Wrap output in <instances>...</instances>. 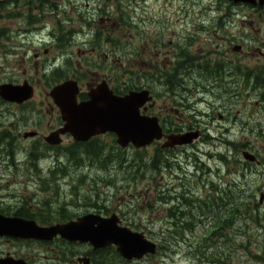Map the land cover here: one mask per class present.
Instances as JSON below:
<instances>
[{
  "label": "rangeland",
  "instance_id": "374dc122",
  "mask_svg": "<svg viewBox=\"0 0 264 264\" xmlns=\"http://www.w3.org/2000/svg\"><path fill=\"white\" fill-rule=\"evenodd\" d=\"M72 1L75 6L63 9L67 13L65 15L62 11L60 18L63 23H57L60 19L58 17L45 19L44 22L49 24L46 27L38 24L31 27L28 33L30 38L21 35V29L25 27L19 23H0V30H8L5 32L6 37H0V86L23 84L28 80L35 88V96L26 106L3 103L0 99V133L3 135L0 139L4 138V141L0 142V196L4 202L3 207H18L19 204L15 202L19 203L23 194L27 197L31 195L32 198L34 194L40 193L38 182L33 183L30 176L26 175L28 170L25 165L21 166L29 161V153L34 147L37 154L41 152L40 162L45 171L46 167L51 166L50 163L57 159L55 154L41 149L39 142L43 143L44 137L48 136L47 128L52 119L53 103L48 96L52 90L51 84L59 82L64 74L53 75L52 78L57 81L47 84L43 70L31 60L33 50H38L43 55L46 49H56L57 52H52L50 56L57 57L62 53L71 61L72 69L69 72L77 73L80 71L78 61H81L84 53L88 55L93 47L92 43H96L104 49V53L114 52L115 71L118 74V68L123 69V65L131 60L129 62L137 79L136 76H141L145 71H154L144 65L146 61L154 66L155 64L150 62L153 57L164 64L168 60L173 62L178 43L180 48L186 45L190 56L197 57V67L206 61H209L211 66L225 64L228 57L234 63L233 66L256 68V75H259L261 83L254 88L251 80H247V84H241L238 80L236 84V79L229 77L221 80L219 89L214 90L212 94L195 84L189 86L199 89L188 102L191 107L185 112V117L195 120L194 124H201V130L209 133L211 137L184 148L183 153L180 152L177 157L167 155L170 157V168L163 170L159 177L168 179L173 173L175 179L170 184H175L174 187L180 188V192L183 191L181 184L186 183L191 190L193 207L199 201H205L203 211L187 208L186 213L192 214L194 223L191 229L185 232L177 229L178 235L168 234L173 230L175 232V229H166L168 222H165V219L172 218L165 209L170 210L171 206H165L162 210L160 201L152 200V197L144 199L142 195L134 201L133 206H128V209H134V213L143 218L140 225H143L144 229L140 231L145 232L153 242L166 247L162 255L154 260L158 264H205L199 262L196 257V246L200 243H208L210 247L207 253L210 261L206 264H264V9L243 4L233 5L221 0H120L121 6L129 11L132 21H129L127 26L116 24V27L112 28L100 23L97 16L89 17L90 23L87 22L88 11L91 15L99 4L90 0V7L86 8V0ZM129 1L133 3L130 4ZM114 12L111 8V13ZM220 18L228 19L230 24L226 22L227 26L221 27ZM60 28L61 34L65 35L61 43L66 45L61 49H57L53 37L45 36L44 40L39 36L34 38L38 30L43 29L44 35H50ZM203 28L205 32H202ZM97 31L104 32L96 40ZM106 31L111 32L110 43L106 40ZM32 39L34 41H31ZM225 39L232 40L230 45ZM146 40L148 45L157 48L152 50L151 57L148 54L146 57L142 55V46ZM236 46H243L241 52L235 51ZM156 54L161 56L155 58ZM51 73L52 71L48 72V76ZM197 73L198 69L191 76L193 83L205 82ZM252 75L250 74L251 77ZM226 81H230V84H227L232 89L225 90ZM252 81L254 82V79ZM140 82L143 81L140 79ZM148 85L153 88L156 86L157 92L162 94L160 85L152 82ZM234 93L240 96L231 104L228 100ZM229 103L231 105H228ZM159 105L162 108L166 105L172 107L164 101H160ZM220 116L227 119L226 122L220 119ZM12 124L18 125L17 128L13 126L11 129ZM35 129L40 133L39 142L24 140V135L37 131ZM100 141L107 147L113 143L110 138ZM65 143L68 144V139ZM110 150L107 154L111 155L112 161L120 162L117 158L121 155L122 159L127 158L130 163H141V158L145 162L150 161L157 153L156 148L144 150L139 155L136 150L121 153L116 145L115 149ZM242 151L253 153L261 165L247 164ZM222 157H227L226 161L222 160ZM61 160H68L66 154H61ZM7 162H18L20 169H13L14 166ZM171 168L173 171L169 170ZM116 169L117 174L123 171L121 168ZM149 186L150 183L146 181L131 184L120 177L113 186L117 193L116 205L122 197L130 200L134 199L131 194L147 192ZM112 193L115 194L114 191ZM36 203L37 201H32L29 204ZM136 209L138 211H135ZM229 216L233 217L232 222L224 229V221ZM217 228L223 229L220 235H215ZM163 242L169 244L165 245ZM30 249L25 244L6 241L0 243V252L5 254L8 251L24 253ZM219 253H222V256H219ZM35 254L39 255V264L51 263L46 258L48 253ZM216 256L217 258H214Z\"/></svg>",
  "mask_w": 264,
  "mask_h": 264
},
{
  "label": "flooded vegetation",
  "instance_id": "af4514ba",
  "mask_svg": "<svg viewBox=\"0 0 264 264\" xmlns=\"http://www.w3.org/2000/svg\"><path fill=\"white\" fill-rule=\"evenodd\" d=\"M91 1L95 4H99V6L90 13L91 15H89L88 11L87 18L85 17L88 23H90L89 17L94 18V16L98 17L100 23L112 28H115L116 24L119 26H127L129 21H132L129 11H126L125 7L121 6L120 0ZM146 1L147 0H145V2ZM187 1L188 0H186V2ZM89 2L90 0H86V8L90 7ZM74 3L75 2L72 0H0V23H19L25 27V29H21V31L23 30L21 35L27 38L31 27L37 24L46 27L49 23L46 24V22H44L45 19L54 17L60 18L62 16V11L64 12V15L67 14L63 9L67 10L68 6L74 7ZM129 3L132 4L133 1H129ZM136 4L139 5V3ZM233 5L237 4L233 3ZM143 6L145 8L146 5L143 3ZM247 6L250 7V5ZM111 8L115 10L113 14L111 13ZM79 18L83 19V17ZM220 19L221 27L227 26V23L230 24V22H227L228 19ZM61 22L63 23L62 19H58L57 23L61 24ZM38 31L39 32L34 34V38L39 36L44 40L45 36L53 37L54 41H56L55 44L57 49L66 46L63 44L64 42L61 43V41L65 39V35L61 34V28L50 35H44L45 33L43 32L45 31H43V29ZM5 32H8V30L1 29L0 37H6ZM103 32H96V40L101 37ZM202 32H205L204 28ZM106 36L107 42L110 43L111 32L106 31ZM28 38H30V36ZM188 38L190 39V36H188ZM225 40H227L228 44L232 41L228 39ZM31 41H34V39ZM95 44L96 43H92L93 47L90 52L87 53L88 55L84 53L82 55L84 57L81 58V61H78V70L80 71L77 73L69 72V70L72 69L70 67L71 61L64 57L62 53L57 55V57L50 56L52 52H57L54 48V50L46 49L43 55H41L38 50H33L31 60L38 68L43 70L44 78L47 79V84L49 82L57 81V79L52 78L53 75L58 73L64 74V77L60 79L59 82H56L54 85L51 84L52 88L53 86L67 80H75L79 87V104L89 101L90 93L98 90L99 87L108 89L118 97H125L133 92L148 91L153 100L148 102L141 109V115L147 118H156L165 137L194 132H199L201 134L200 141L211 137L209 133L206 134V132L201 130V124H198L197 122L194 124L195 120L185 117V112L190 110L191 107L188 102L191 98H194L193 96L199 89L195 87L189 88L191 84L203 88V91L205 92H211L210 94H212L214 90L219 89L218 84L221 80L224 81L229 77L236 79V84L238 83V80L241 84H247V80H251L254 88L257 87L256 82L252 81L253 77L250 76V74L256 75V68L233 66L232 64L234 63L228 57L226 58L228 62L225 64L211 66L209 61H206L200 63L197 67V57L190 56L189 52L186 50V45H183L180 48L178 43H176L177 48L175 49H178L179 52H174L176 54L174 61H177V63L173 64L174 61L171 62L168 60L166 62L164 61L166 63L164 64L161 63V61L158 62L156 59H153V57L150 62L155 64L154 66L146 61L144 65L154 71H145L141 76H136V79L134 77L133 69L131 68V62H129L131 60L128 61L129 64L125 63L123 65V69L122 67L118 68L120 70V74H118L115 71L116 61L114 52L106 51L104 53V49H102L99 44ZM242 47L236 46L234 49L235 51H240ZM155 48L156 46L152 47L150 44L148 45V41L146 40L142 46V55L146 57V54H148V56L151 57L152 50ZM219 50L220 47H218V51ZM58 56H61V58L59 59ZM159 56H161V54H156L155 58ZM50 58L53 61H51ZM81 62H83V64ZM196 69H198L197 75L204 78L205 82L193 83V77L191 76ZM51 71L52 73L48 76L47 73ZM140 79L143 82H140ZM147 81L149 83L152 82L153 84L160 85L162 88V94L157 92L156 86L153 88L148 85L149 83ZM227 83L230 84V81H226L225 90L232 89ZM25 84L34 88L28 80H25L23 84L11 83L7 85L24 86ZM236 88H238V86ZM48 96L51 99L50 95ZM239 96L240 94L234 93L228 101L233 104L232 102H234ZM51 101L53 103V114L51 123L47 128L48 136L44 137V142H39L41 137L37 129H35L37 131L26 133L23 138L24 140H34L39 142L41 149H44L45 152L55 154L57 159L53 163H50L51 166L46 167L47 171H45L41 166V162L31 160L32 156L37 154L34 147L29 153V161L22 163L21 166L25 165V168L28 170L26 175L30 176L33 183L34 181H36L35 184L38 182L40 193L34 194L32 198H30L31 195L27 197V195L23 194L20 198V202H15V204H19L18 207L11 205L6 206L5 208L3 207L4 202L2 201V196H0V203H2L0 204V215L8 218H21L26 221L35 222L37 226L45 229L63 227L70 224H77L74 226V229H99V223L108 221V223L112 222V224L115 225L116 220H118L117 225L119 227L130 228L135 231H137V229H144L142 228L143 225H140L143 218L139 217L138 214H135L134 209L132 211L128 209V206L130 207L134 205V201L136 200L134 196L133 200H127L126 197H122L120 203L116 205L115 195H117V193L116 188L113 186L116 185L117 172H115V169L120 168V164H117L114 161L73 160V154H78V158H86L87 154H91L98 150L96 147L97 145L95 144L97 141L104 138H110L113 140V143L108 147L100 141V147L103 149L101 151L105 153L104 157H106V154L111 151V148L115 149V136L111 133H107L94 137L89 142H76L71 134H60L58 136L60 144H50L47 139L54 134L61 133L65 128V121L60 110L54 104L52 99ZM160 101H164L169 105L171 104L172 107L166 105L162 108V106L159 105ZM230 103L228 105H231ZM27 104L28 103H25L22 106ZM11 105L20 106L18 104ZM54 110L56 111L55 113ZM220 119H223V117L220 116ZM223 120L226 122L227 119ZM15 124L11 125V129L13 126L17 128L18 125ZM14 131L17 132V129L14 128ZM29 134H34V138L28 139L27 136ZM0 136L3 135L0 133ZM66 139H68V144L65 143ZM165 139L160 143H154L150 147L156 148V150L159 148L161 149V145L166 141ZM3 141L4 138H1L0 142ZM106 149H108V151ZM183 149L184 148H178L173 151H163L161 149V151L162 153H170V155L177 157L179 154L183 153ZM61 154H66L68 160L62 161ZM9 164L14 166L13 169L15 170L20 169L18 162H10ZM140 166L141 169L139 173L142 175V182L146 181L150 183V186L147 192L139 193L137 194L138 196L144 195V199L152 197V200L160 201L162 210L168 205H170L171 208L179 207L180 200L185 201V199L190 198L191 190L187 187L186 183L181 184L183 189L182 192H180V188L174 187L175 184H170V182L175 179L173 173L170 174L171 176L168 179L162 176L159 177L163 174V170H167L170 167L165 168L161 162L141 164ZM121 168L126 170L129 169L126 172L132 174V169H135V165L130 163L129 166ZM169 170L173 171L172 168ZM27 183L28 182H26V184ZM112 191H114L115 194L112 193ZM12 199L17 200L14 197H12ZM32 201H37V203L30 205L29 203ZM171 204H173V206ZM125 209L127 211H125ZM169 211L170 210L165 209V212H168V215L170 214ZM83 219H85L83 223L84 225H81V220ZM166 221L168 222V227L166 229H172L180 224L177 219L173 218V216L171 220L166 218L165 222ZM4 241L14 244H25L31 249L24 253L8 251L5 254L0 252V260L13 258L16 260H23L27 264H39L40 258L39 255L35 254L36 252H45L49 254L46 258L48 261H51V263L47 262V264H158L157 261L154 260L160 257L166 248L163 247L164 245H159L157 243L158 249L156 256L147 255L141 260H129L124 258L118 252L115 245L95 248L91 243L70 242L61 237L54 238L51 241L19 240L11 237H0V243H3ZM163 244L166 245L169 243L163 242ZM196 247H198V251L196 252L198 261L205 264L207 261H210V257H207L208 248L210 249L208 243H204L203 245L200 243ZM219 256H222V253H219ZM214 258H217V256Z\"/></svg>",
  "mask_w": 264,
  "mask_h": 264
},
{
  "label": "water",
  "instance_id": "95a60500",
  "mask_svg": "<svg viewBox=\"0 0 264 264\" xmlns=\"http://www.w3.org/2000/svg\"><path fill=\"white\" fill-rule=\"evenodd\" d=\"M236 4L260 5L264 0H223ZM33 87L4 85L0 87V97L9 103L23 104L34 97ZM79 87L74 81H67L56 86L50 93L55 104L61 110L65 128L54 134L47 141L60 144V134H71L77 142H88L96 136L106 133L115 134L117 144L127 149L133 145L142 149L154 141L162 140L164 134L156 118L141 115V109L153 100L148 91L133 92L125 97L115 96L104 87L90 93V100L78 103ZM27 137H34L29 134ZM200 133L173 135L167 137L163 149L177 148L194 144ZM246 161L254 163L257 158L250 152H244ZM263 199V197H262ZM86 219V218H85ZM85 219L81 220L84 225ZM112 222L99 223V229H74L77 224H70L52 229L40 228L35 222L20 218H8L0 215V237L22 240L51 241L60 236L71 242L91 243L95 248L115 245L119 253L129 260L142 259L146 255L157 253V246L147 239L144 233H136L127 228H120ZM0 264H27L13 258L1 259Z\"/></svg>",
  "mask_w": 264,
  "mask_h": 264
},
{
  "label": "trees",
  "instance_id": "16d2710c",
  "mask_svg": "<svg viewBox=\"0 0 264 264\" xmlns=\"http://www.w3.org/2000/svg\"><path fill=\"white\" fill-rule=\"evenodd\" d=\"M256 74H258V73H256ZM252 77H253V79H254V81L256 82V85L257 86H259V84L261 83L260 81H259V75H252ZM262 86H264V85H262ZM97 143H98V141H97ZM100 147V146H99ZM102 148L100 147L96 152L94 151L93 153H91V154H87V159L88 160H90V161H106V159H105V157H102ZM118 150H119V152H121V153H124L123 151H121L119 148H118ZM160 153H161V151H160V149H159V151H158V153H157V156L155 157V158H153L152 159V162H154V163H156V162H158V160H159V158H160ZM137 154L139 155V153L137 152ZM140 157V156H139ZM164 158V157H163ZM224 159H226L225 157H223ZM164 159H166V158H164ZM33 160L34 161H37L38 160V157L37 156H35V157H33ZM107 160H109V159H107ZM117 160H120V164L121 165H123V163L124 162H126V161H128V159H122V157H121V155H119L118 156V158H117ZM136 161H139V160H136ZM143 161H144V159L143 158H141V164H143ZM226 161V160H225ZM163 163H165V162H163ZM139 168L141 169V166H137L136 167V169H138L139 170ZM124 176V175H123ZM124 179L126 180V181H128L129 183H131V184H137V183H139V182H141V180H142V177H141V175L139 174V172L137 173V174H131V175H128V176H124ZM180 202V205H179V207H172L171 209H170V211H169V213H170V216H171V218H172V216H173V218L174 219H177L178 220V222L180 223L181 222V224H184V225H182V227H180V226H175L173 229H175V232H174V230L171 232V233H168V234H173V235H178L179 234V232L177 231V229H182V230H180V231H183V232H185L186 230H188V229H190V228H192L193 227V225H194V223H193V221H192V214L191 213H186V212H184V211H186L187 210V208L188 209H192V210H196V209H198V210H201V211H203L204 210V206H205V201H199V203H196V205H194V207H193V200L191 199V198H188V199H185V201H182V200H180L179 201ZM233 211V210H232ZM238 212V211H237ZM186 216V217H185ZM232 218L233 217H228L227 219H226V221H224V225H226L225 227H224V229L227 227V226H229L230 225V223L232 222ZM214 229H216V228H214ZM218 230H220V231H218L217 230V232H215V235H220L221 233H222V231H223V229H220V228H217ZM170 232V231H169ZM167 234V235H168Z\"/></svg>",
  "mask_w": 264,
  "mask_h": 264
}]
</instances>
